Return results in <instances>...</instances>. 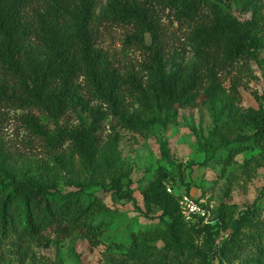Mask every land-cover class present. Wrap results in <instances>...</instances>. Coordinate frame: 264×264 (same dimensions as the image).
Segmentation results:
<instances>
[{"label":"trees","instance_id":"obj_1","mask_svg":"<svg viewBox=\"0 0 264 264\" xmlns=\"http://www.w3.org/2000/svg\"><path fill=\"white\" fill-rule=\"evenodd\" d=\"M233 7L250 17L238 18ZM167 11L189 26L186 41L192 61L187 60V49L171 55L166 48L162 15ZM105 23L131 27L126 43L138 45L145 54L139 71L122 72L99 46L98 31ZM262 52L264 0H0V108L28 111L20 117L26 129L45 140L51 152L68 151L54 162L73 173L78 161L92 177L104 172L103 163L118 153L125 131L137 133L157 125L167 129L181 110L199 106L212 109L221 122L219 108L241 101L234 82L229 97L226 79L242 74L252 62L260 63ZM69 113L76 114L78 124L65 127L61 121ZM48 122L55 128L50 129ZM233 122L246 132L234 141L210 144L212 156L203 165L220 149L229 151L231 164L236 156L264 146L263 105L248 108ZM161 153L174 165L167 143ZM13 162L18 159L0 143L3 232L18 227L30 241L56 232L59 237H81L96 248L120 215L105 203L103 194L113 202H132L143 212L126 172L71 182L75 190L63 191L54 180L18 177L10 168ZM171 180V173L159 168L141 192L147 214L160 213L157 219L163 229L134 235L129 246L113 248L150 264L149 240L156 236L169 253L196 254L203 264H264L262 205H253L238 217L213 210V224H190L181 214L180 195ZM171 184L174 194L168 193ZM199 241L207 248L205 253L198 248ZM246 254L247 260L240 262Z\"/></svg>","mask_w":264,"mask_h":264},{"label":"rangeland","instance_id":"obj_2","mask_svg":"<svg viewBox=\"0 0 264 264\" xmlns=\"http://www.w3.org/2000/svg\"><path fill=\"white\" fill-rule=\"evenodd\" d=\"M239 9L233 7L231 12L242 20L250 17L244 16ZM162 25L166 48L170 54L187 49V60L192 61L193 53L186 41L190 33L189 26L178 23L168 11L162 15ZM98 33L99 46L122 72L141 69L140 65L145 59L143 50L138 45L125 41L131 33L130 26L105 23ZM231 82L237 85L241 101L236 100L232 105L226 106L225 110L222 108L225 104L219 108L221 122L216 121L212 109L199 106L181 110L167 129L157 125L137 133L125 131L118 153L111 161L103 163L104 172L92 177L91 173L81 169L78 161L73 173L54 162L57 155L67 154L68 151L64 148L59 153L51 152L45 140L27 130L20 117L28 111L0 108V143L18 159L17 163L13 162L10 166L18 177L54 180L63 191H71L75 190L70 185L71 182L102 179L112 173L126 172L132 180L134 197L143 211L139 212L132 202H113L108 194H103L105 203L110 208L117 209L120 215L102 237V244L96 248L81 237H59L56 232L30 241L22 236L18 227L11 229L12 231L0 230V264H112V259L124 261L123 264L127 260V264H142L136 259L127 258L125 252L121 253L112 245L129 246L134 235L163 229L157 219L160 213L147 214L141 193L156 178L159 168L171 173V182H174L178 193L188 192L195 198L206 201L212 211L223 209L238 217L253 205L264 207V146L236 156L231 164L227 162L229 151L220 149L214 160L203 165L212 156L210 144L218 146L222 139L234 141L239 133L246 132L244 127L233 122V118L244 115L248 108L258 109L260 105L264 106V52L260 63L252 62L250 68L242 74L233 73L226 79L228 95L231 93ZM226 111L231 114L230 118ZM31 113L45 118L38 110H32ZM77 124L74 113H69L61 121V125L65 127ZM109 124L110 122L103 134L104 140L109 134ZM48 126L50 129L55 128L50 122ZM163 143H167L174 165L162 158ZM202 243L199 241L198 248L205 253L207 248ZM149 247L151 254L146 256V261L150 264H203L196 254L186 253L180 256L169 253L165 250L163 241L156 239V236L150 238ZM247 255H243L240 262H245Z\"/></svg>","mask_w":264,"mask_h":264},{"label":"built area","instance_id":"obj_3","mask_svg":"<svg viewBox=\"0 0 264 264\" xmlns=\"http://www.w3.org/2000/svg\"><path fill=\"white\" fill-rule=\"evenodd\" d=\"M168 193H175L172 184L168 185ZM179 195L181 214L187 223L196 224L202 222L203 224L208 225L215 222L212 209L206 201L199 200L186 192H181Z\"/></svg>","mask_w":264,"mask_h":264}]
</instances>
